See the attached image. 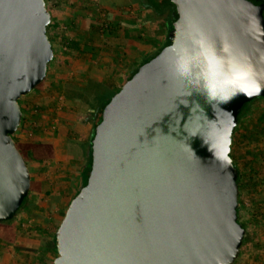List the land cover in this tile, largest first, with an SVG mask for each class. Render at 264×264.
Masks as SVG:
<instances>
[{
	"label": "water",
	"instance_id": "water-1",
	"mask_svg": "<svg viewBox=\"0 0 264 264\" xmlns=\"http://www.w3.org/2000/svg\"><path fill=\"white\" fill-rule=\"evenodd\" d=\"M171 43L111 97L91 140L86 185L55 232L51 264H233L245 229L237 220L238 168L230 156L244 103L213 110L174 75L171 46L202 32L225 41L264 84L263 3L171 0ZM44 0H0V223L14 218L30 190L28 166L12 135L18 100L44 79L53 51Z\"/></svg>",
	"mask_w": 264,
	"mask_h": 264
},
{
	"label": "rangeland",
	"instance_id": "rangeland-1",
	"mask_svg": "<svg viewBox=\"0 0 264 264\" xmlns=\"http://www.w3.org/2000/svg\"><path fill=\"white\" fill-rule=\"evenodd\" d=\"M86 1L87 4H84L83 0H57L46 7L48 11L50 10L51 20L54 22L48 31L54 47L53 57L43 79L45 82L42 87L35 88L27 95L22 96L19 102L26 107L24 113L29 117L32 109L37 107L43 109L45 118H39L41 120V125L38 124L39 128L42 125H47L46 123L49 124L48 116L57 118L56 123L61 122L59 121V117H61L67 124L66 127L70 128L66 131V136L63 134L64 132H60V129L55 130L56 127L51 129L47 127L48 129L43 131L50 133L46 137H53L51 141L56 147L55 153H59L56 156L59 159L54 155L52 159L44 163L31 162L28 169L31 179L34 178L35 181H38V177L42 179L39 180L40 185L42 188L48 189V195L31 193L29 202H34L37 206L30 208V211L24 209L22 215L25 216L22 218L25 219L27 225H30L26 226L30 228L28 230H24L26 228L24 227V233L30 234L33 242H25L30 246L24 244L26 250L19 251L15 245L0 246L1 264H46L48 259L55 256L54 252H50L51 254L48 256V252L42 250V246L48 232L51 235L53 229L60 223L73 194V190H69L70 181L76 177L72 172L75 168H79L83 161V158L79 157L74 163L76 160L73 156L75 152L80 153L79 146L86 142L88 131L89 133L91 131L90 123L85 120V124H82L77 117L81 116L86 119L87 105L77 102L63 107L58 102L56 93L62 91V86H65V83L78 80V76L83 70H89L87 66L90 64L92 66L91 76L106 77L109 75L111 77L108 78L118 85L116 88L121 87L123 81L119 74L123 73L130 65H137L140 53L160 41L165 33V24L162 19H156L153 22L139 21L140 16L135 6L130 5L118 11H108L97 4L98 0ZM52 6L56 8L51 9ZM86 8H88L87 11L81 13V10ZM64 12L69 15V18H75V23L72 19L63 18L66 15ZM119 18L123 23H128V21L130 23L128 27L119 30L117 35L106 37L103 34L98 35L97 31L92 32L94 36L92 33L90 34L92 30L90 25H97L101 19L115 21ZM131 23L135 26L132 27ZM64 25L66 29L61 28ZM89 30L90 32H88ZM75 35L82 40H87L86 36L88 35L91 40V36H93L95 40L92 39L97 45V50L93 51L91 44L82 45L84 46L82 50L85 52L79 54V57H76V53L66 54L67 50L63 49V37H75ZM115 51L117 52L114 53ZM114 56L117 57L118 64L112 62ZM64 57L71 64L69 68L62 65ZM128 61H130V65H128ZM260 113L264 114V99L257 101L251 107L248 116L238 127L241 139L239 138L240 140H236L231 145V154L244 173L240 195L243 206L240 221L246 226L239 256L233 264H264V159L259 157L257 159V155L264 151V122L258 121ZM46 137L33 140L43 141V138ZM252 153H255L254 161L250 160ZM65 155H72L73 160ZM257 171H261L262 174ZM39 197H43L40 203H38ZM37 229H44L45 233H40ZM31 246L36 249V252L29 253Z\"/></svg>",
	"mask_w": 264,
	"mask_h": 264
},
{
	"label": "trees",
	"instance_id": "trees-1",
	"mask_svg": "<svg viewBox=\"0 0 264 264\" xmlns=\"http://www.w3.org/2000/svg\"><path fill=\"white\" fill-rule=\"evenodd\" d=\"M253 2L256 5H259L260 3H263L264 6V0H249ZM97 4L100 5L101 8H105L108 11H118L119 6H135L137 8V11L140 16L141 22H153L156 21V19H162L165 24V36L164 40H162L159 44L155 45L153 49L149 50L148 53L142 58L140 63L133 67L130 72L127 75H124L123 82H126L129 80L138 70V68L154 58L163 48L168 46L171 43V40L169 38V32L173 29V23L177 19V13L175 9V5L171 2V0H98ZM47 7V5H46ZM263 16H264V9H263ZM116 19L115 21H107L106 19H101L97 25H90L91 32L97 31L98 35H105L107 36H114L119 33V30H121L123 27H128L126 23H123L122 20ZM54 22L50 20V23L46 27V33L48 36V39L51 44V49L54 51V47L51 43V37L49 35V28H51V25H53ZM104 25V26H103ZM133 25V24H132ZM70 26V25H69ZM130 26V25H129ZM133 25L132 27H134ZM131 28V27H130ZM93 35V33H92ZM89 36V35H88ZM87 37V40H82L81 38H77L71 36L70 39L68 37H63L65 42V46H67V53H76V57H79V54H83L85 51L82 50L84 46L82 45H90L92 46L93 51L97 50V45L94 43L93 36H91V40L89 37ZM85 37V38H86ZM93 38V39H92ZM90 40V41H89ZM84 43H83V42ZM75 57V58H76ZM62 65L65 66V68H69L71 64L69 63L68 59L64 57L62 60ZM50 66V62L47 64V70ZM46 70V72H47ZM77 82L69 81L68 83H65V86H62L63 89L61 92L56 93V97L59 95H63V101L60 103V105L68 104H76L77 102L87 105L88 111L86 114V119L82 118L81 116H77L78 120L83 124L85 120L90 123L91 125V136L87 138L86 142L81 143L79 146L80 153L82 154V166H83V172H82V180L80 181L79 187L74 191L71 198L69 199V202L75 198L78 194L81 188H83L87 183V178L89 175V172L91 170V163H92V148H91V140L94 135L95 127L98 125V123L101 121V113L105 105L110 101L111 97L120 89L116 88L115 85H112L111 81H102L97 80L89 76V73L87 70H83L81 73V78ZM45 80H43L36 89H39L44 84ZM61 85V83H60ZM34 88V89H35ZM264 99V97H256L252 99L251 101L244 103L241 107L238 116H237V124L233 128L232 138H231V145L236 141L240 140V133L238 134V127L239 124L243 121L245 117L248 116L249 111L251 107L259 100ZM18 104L21 109V121L20 125L17 128L15 135H12V139L15 142L16 148L22 155L24 161L26 162L27 166L33 162V163H44L50 159H52L55 155V149L53 145L48 141H35L33 139H29L28 137H20V132L24 133L28 129H26L23 126V123L26 121L25 115H24V109H26L25 106H22L18 100ZM42 108L38 107V112H43ZM258 121L264 122V114L260 113L258 115ZM85 124V123H84ZM42 128H44L46 131L47 125H42ZM39 130V129H38ZM36 130V133L39 132ZM43 132V131H42ZM19 135V136H18ZM242 136V135H241ZM243 137V136H242ZM240 138V139H239ZM243 139V138H242ZM231 147H230V156L234 163L236 164L238 168V176H237V187H238V206L236 208V214H237V220L241 223L242 227L245 229V223H242L240 221L241 215H242V202L240 200L241 190L243 188L242 179H243V171L240 167H238L237 163L235 162L232 154H231ZM255 153H252V157L250 158L251 161H254L255 159ZM264 159V151H261L260 154L257 155V159L259 158ZM255 163V162H254ZM260 174H262L261 171H257ZM32 192L35 193H43L44 195H48L47 190L41 187L39 181H35L33 178L31 179V186L28 195L22 199L21 204L19 208L16 211V214L14 218L3 221L0 223V238L8 241V242H14L16 239V232H15V226L14 222L19 215V213L25 208V207H36L37 204L34 202H29V197ZM43 197L38 198V203L42 202ZM59 224L53 229V232L51 235H49V232L47 234V238H45V242L43 243L42 250H46V252H54L55 256L53 258H50L46 261V264H51L54 257H56V245H55V232L58 228ZM39 228V227H38ZM39 232L45 233L44 229H38ZM246 230V229H245ZM243 243V240H242ZM241 243V244H242ZM48 250V251H47ZM240 253V252H239ZM239 256V254H238ZM238 258V257H237ZM236 258V259H237ZM235 259V260H236ZM234 260V262H235ZM233 262V263H234Z\"/></svg>",
	"mask_w": 264,
	"mask_h": 264
},
{
	"label": "clouds",
	"instance_id": "clouds-1",
	"mask_svg": "<svg viewBox=\"0 0 264 264\" xmlns=\"http://www.w3.org/2000/svg\"><path fill=\"white\" fill-rule=\"evenodd\" d=\"M190 40V48L178 47L175 42L171 46V69L202 95L213 110L225 111L220 105L240 94L257 95L264 87L229 42L217 48L202 32L193 34Z\"/></svg>",
	"mask_w": 264,
	"mask_h": 264
},
{
	"label": "crops",
	"instance_id": "crops-1",
	"mask_svg": "<svg viewBox=\"0 0 264 264\" xmlns=\"http://www.w3.org/2000/svg\"><path fill=\"white\" fill-rule=\"evenodd\" d=\"M84 1V4H87V1L86 0H83ZM54 2H57V0H51V3H54ZM78 7V6H77ZM126 7H128V6H126ZM53 8H56L55 6H52V8L51 9H53ZM121 8H124L123 6H119V8H118V10H120ZM66 9V8H65ZM87 9L88 8H86V9H82L81 10V13H82V11H87ZM55 12H56V10H55ZM54 12V13H55ZM69 13V12H68ZM64 14H66L65 16H63V18H69V15L67 14V13H65L64 12ZM72 18H69V20H71ZM73 20V22L75 23V18H73L72 19ZM120 20H122V19H120ZM130 22L128 21V23H126L127 25L129 24ZM131 25H132V23H131ZM165 32H166V29H165ZM164 36H165V33H164V35H163V37H162V39L160 40V41H158V42H155L151 47H149V48H147V49H144V51H143V53H140V57H139V59H138V64L140 63V61L142 60V58L148 53V51L149 50H151V49H153V47H155V45H157V44H159L162 40H164L163 38H164ZM117 51H115L114 53H116ZM112 62L114 63V64H118L117 63V57L116 56H114V57H112ZM129 60H130V57H129ZM137 64V65H138ZM128 65H130V61H128ZM136 65H130L128 68H126L125 70H124V72L123 73H120L119 75L122 77V81H123V77H124V75H127L129 72H130V70L133 68V67H135ZM88 67V69L89 70H87V69H85V70H87L88 71V73H89V76L90 77H92V78H94V79H97V80H102V81H111L112 82V85H115V86H118V85H116V83H115V81H113L112 79H109L108 77H111V76H104V77H100V76H95V75H90L91 74V64L89 65V66H87ZM118 70H120V69H118ZM121 72V71H120ZM79 78H81V75H79L78 76V80H75L74 82H77V81H79L80 79ZM101 78V79H100ZM113 78V77H112ZM26 113H24V115H25ZM56 121H57V118H56ZM59 121H61L60 123H57L56 124V128H55V130H57V129H60V132H64L63 134L66 136V131L68 130V128H70V127H66V125L67 124H65V121H64V119H62L61 117H59ZM55 133V132H54ZM53 133V134H54ZM48 134H50V133H48V132H37V133H34L31 137H29V139H35V138H37V139H39V137L41 138V137H46ZM36 135V136H35ZM19 136V135H18ZM21 136V135H20ZM91 136V131H90V133H89V131H88V138ZM52 138L53 137H46V138H43L45 141H48V142H50L51 144L52 143H54V142H52L51 140H52ZM53 145V147H54V149L56 148L55 147V145L54 144H52ZM56 150V149H55ZM57 151V150H56ZM57 155H59V153H55V157L57 156ZM69 157V158H71V156L72 155H65V157ZM64 157V158H65ZM79 157H82V154L81 153H74V156H73V158H74V160H76V161H74V163L75 162H77V159L79 158ZM57 158V157H56ZM73 158H71L72 160H73ZM76 158V159H75ZM57 159H59V158H57ZM82 159V158H81ZM36 164H39V163H36ZM75 168V167H74ZM82 172H83V166H82V164H81V166L79 167V168H75L74 169V171L72 172V173H74L75 174V178H73L74 180H71L70 181V189L69 190H73L72 192L74 193V191L79 187V185H80V181L82 180ZM36 178V177H35ZM34 179V178H33ZM37 180L39 181V180H42L41 178H37ZM45 190H47L48 191V189H45ZM31 203H33V202H31ZM30 208L31 207H25L24 209H28L29 211H30ZM22 210L20 213H19V215L17 216V218H16V220H15V222H14V226H15V232H16V239L14 240V242H8V241H5V240H3V239H1L0 238V246H2V245H4V246H7L8 244H10V245H15L16 247H17V249H18V251L19 250H26V247H25V245H27V243H25V242H28V241H31V242H33L32 241V239L30 238V234H26V233H24V230H28V229H30V228H27L26 226H30V225H27V223H26V221H25V219L24 218H22L23 216H25V215H22V213L25 211V210ZM29 221V220H28ZM22 226H23V228H22ZM24 227H26L25 229H24ZM24 229V230H23ZM38 230V229H37ZM25 244V245H24ZM27 246H30V245H27ZM27 248H29V247H27ZM36 249H34L32 246L29 248V253H34V252H36L35 251ZM48 251V250H47ZM49 254H51L50 252H48V256H49ZM0 256H2V255H0ZM46 259H47V257H46ZM0 260H2V259H0ZM2 263V261H0V264Z\"/></svg>",
	"mask_w": 264,
	"mask_h": 264
},
{
	"label": "built area",
	"instance_id": "built-area-1",
	"mask_svg": "<svg viewBox=\"0 0 264 264\" xmlns=\"http://www.w3.org/2000/svg\"><path fill=\"white\" fill-rule=\"evenodd\" d=\"M45 1V4L48 6V4H51V0H44ZM50 11V10H49ZM51 20V19H50ZM52 21V20H51ZM104 26V25H103ZM62 29H66V26H62L61 27ZM68 38L70 39V37L68 36ZM63 49L64 50H67V46H65V42H64V45H63ZM58 102L61 103L63 101V95H59L58 97H56ZM44 112H38V107L37 108H34L31 110V116L29 117L27 114L25 115V122L23 123V126L28 129L26 132L24 133H21L20 132V135L23 136V137H31L34 133H36V130L38 131H44L45 129L42 128V126L39 128L38 127V124L41 125V120H39V118L41 119H44L45 118V115L43 114ZM48 121H49V124L46 123L50 129L51 128H55L56 127V118H53V117H49L48 116Z\"/></svg>",
	"mask_w": 264,
	"mask_h": 264
}]
</instances>
